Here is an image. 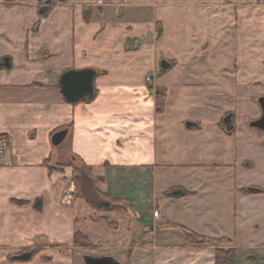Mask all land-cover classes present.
<instances>
[{
	"label": "crops",
	"instance_id": "1",
	"mask_svg": "<svg viewBox=\"0 0 264 264\" xmlns=\"http://www.w3.org/2000/svg\"><path fill=\"white\" fill-rule=\"evenodd\" d=\"M85 69L93 96L66 101ZM261 96L264 0H0V264H73L76 233L122 264H214L167 223L264 261ZM76 157L123 209L75 195Z\"/></svg>",
	"mask_w": 264,
	"mask_h": 264
},
{
	"label": "trees",
	"instance_id": "2",
	"mask_svg": "<svg viewBox=\"0 0 264 264\" xmlns=\"http://www.w3.org/2000/svg\"><path fill=\"white\" fill-rule=\"evenodd\" d=\"M48 170H63V165L45 163ZM72 181L75 187V195L84 200L95 212H108L115 209H123V201L105 192L100 191L96 185V178L93 175L92 166L82 162L80 167L72 166ZM101 217H94L93 220H100ZM104 220V219H102ZM110 226L111 223H108ZM163 227L179 228L185 235V242L189 246H211L214 248V264H236V249L228 238H209L198 235L183 226L170 224ZM85 238L76 233L74 243L82 244Z\"/></svg>",
	"mask_w": 264,
	"mask_h": 264
},
{
	"label": "water",
	"instance_id": "3",
	"mask_svg": "<svg viewBox=\"0 0 264 264\" xmlns=\"http://www.w3.org/2000/svg\"><path fill=\"white\" fill-rule=\"evenodd\" d=\"M170 67V63L166 59H161L160 69L161 72L167 70ZM93 69H85L80 71H67L60 79L61 93L66 101L74 102L81 98H90L93 96V79L95 76ZM257 103L261 109V116L250 122V127L257 128L262 132L264 137V96L257 99ZM223 124L225 129L230 131L233 128L231 123V114H227L223 118ZM66 131L56 132L52 136V143L54 145L59 144L65 137ZM174 195L179 192H173ZM18 259H26L25 256L17 257ZM84 264H122L115 260L112 256H92L88 254L81 255Z\"/></svg>",
	"mask_w": 264,
	"mask_h": 264
},
{
	"label": "rangeland",
	"instance_id": "4",
	"mask_svg": "<svg viewBox=\"0 0 264 264\" xmlns=\"http://www.w3.org/2000/svg\"><path fill=\"white\" fill-rule=\"evenodd\" d=\"M152 10H154V9H152ZM157 30H158L157 38H159L162 35L163 29L157 27ZM169 61L171 63L170 65L175 64V60L170 59ZM69 164L72 166L80 167L82 165V162L76 157V158H73L72 160H70ZM73 246H74V248L72 249L73 264H84L82 261V258H81L82 254L97 256L98 252H96V250L92 249V247L90 246V244H88L87 241L82 242V244L73 243ZM237 264H264V261L263 260H251L250 259V260H243L242 263L237 262Z\"/></svg>",
	"mask_w": 264,
	"mask_h": 264
},
{
	"label": "built area",
	"instance_id": "5",
	"mask_svg": "<svg viewBox=\"0 0 264 264\" xmlns=\"http://www.w3.org/2000/svg\"><path fill=\"white\" fill-rule=\"evenodd\" d=\"M146 81H150V77H146ZM7 147V140L3 137L0 136V155H2Z\"/></svg>",
	"mask_w": 264,
	"mask_h": 264
}]
</instances>
